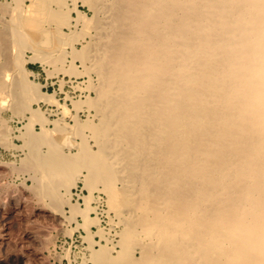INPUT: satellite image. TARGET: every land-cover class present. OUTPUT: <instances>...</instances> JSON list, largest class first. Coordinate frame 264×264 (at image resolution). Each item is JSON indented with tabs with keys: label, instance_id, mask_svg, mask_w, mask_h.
Returning <instances> with one entry per match:
<instances>
[{
	"label": "bare ground",
	"instance_id": "obj_1",
	"mask_svg": "<svg viewBox=\"0 0 264 264\" xmlns=\"http://www.w3.org/2000/svg\"><path fill=\"white\" fill-rule=\"evenodd\" d=\"M74 2L0 0V143L23 152L29 191L56 221L82 217L84 264H264V0ZM27 61L84 74L86 118L33 107L57 101Z\"/></svg>",
	"mask_w": 264,
	"mask_h": 264
},
{
	"label": "rangeland",
	"instance_id": "obj_2",
	"mask_svg": "<svg viewBox=\"0 0 264 264\" xmlns=\"http://www.w3.org/2000/svg\"><path fill=\"white\" fill-rule=\"evenodd\" d=\"M67 2L69 5H72V2H74L76 8L86 16H91L93 13L89 6L83 2V0H67ZM71 15H76L75 11L71 12ZM78 27L81 26L78 25ZM54 29L55 28L52 27V30ZM64 30L67 31L66 28H64ZM81 42L83 41L76 42L77 47L81 46ZM25 53L26 56L31 55L30 51H26ZM74 65L78 68V70L83 68L79 60H75ZM26 67L30 72L28 73V78L30 80L33 79V82H36L38 85H40V89L43 92L53 93L54 99L57 101V103L47 101L35 102L32 104L33 107H39L41 111L44 112V115L51 120L58 119V117L59 119L64 118V121L66 120V122H68L70 125L73 123L71 120L72 114L76 113V115L81 119L86 118L87 112L83 111L85 109L78 108V111L75 112L74 109L77 110V108H75L72 103V100H78L80 98L78 95H80L83 91V89H81L80 93L79 88H77L76 85H80L78 82L85 84L84 80L87 77L84 74L75 76L73 74L63 72L52 73L50 71L51 66L43 65L38 61H27ZM80 99L84 100L83 97ZM56 104H59V106ZM63 108L66 109V113L64 112ZM60 110L63 112L61 113ZM4 115L10 121L13 134L15 133V136L12 135V141L15 144H21L22 140L17 136V134L19 133V130H22L26 120L14 117L13 113L10 111L5 112ZM62 115L64 117H62ZM50 125L52 124H49V126ZM39 126L40 125L38 123L33 125L35 130H39ZM17 149L18 148H7L0 143V180H3V185L0 184V189L2 188L0 190V198L3 200L5 194L13 196V198L10 196L8 201L6 200L7 202H3L4 200H1L2 202H0V232L2 231L0 234L5 237H0V264H84L81 262V259H83L82 257L86 252V248L84 247H86L87 240L84 238L86 235L85 229L80 225L82 223V217L80 215H76L74 218L62 219V216H60V220H62L61 222L54 219V212H52L53 209L49 205L47 206L46 203L44 204V202L41 204L42 201H40L36 195L32 194V191H29V189L31 190L30 186L32 185L33 180L30 172L19 169L23 152L20 149ZM13 167H18V169L15 170ZM4 168L6 169L5 172ZM1 176L3 178H1ZM22 188L26 189L27 192L25 190L23 192ZM71 190L73 192L71 200L73 202H79V204H82V196L88 193V191L83 187L82 182L78 181L76 186H73ZM21 192H23V194ZM30 193L32 196H30ZM21 197H23L22 201L19 199ZM29 198L31 199L29 200ZM25 204L28 205V207L25 206ZM40 204L42 206H40ZM48 209H50V211ZM63 210L66 215H68V205H64ZM40 211H43L42 216ZM100 217H102L101 222L104 223L105 218L103 216ZM48 218H50L49 222H47ZM52 219L54 221L50 222ZM32 220L35 221L33 222ZM68 220H70V222ZM31 221L33 223L36 222L35 225ZM39 224H41V227H39ZM42 225L44 228H42ZM25 226H27V228H25ZM94 226V224L91 225V229L95 230L96 226ZM34 228H36V230ZM29 230L32 231L30 232ZM33 230L35 232L37 231V235L39 236L35 237L33 234L30 235V233L34 232ZM33 238H36L35 241ZM94 238L97 240L98 236ZM2 241L4 244H2ZM43 241H48L49 244H51L46 245Z\"/></svg>",
	"mask_w": 264,
	"mask_h": 264
}]
</instances>
